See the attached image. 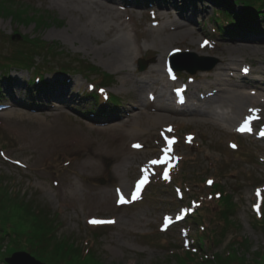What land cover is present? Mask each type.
I'll return each mask as SVG.
<instances>
[{"label": "rangeland", "instance_id": "obj_1", "mask_svg": "<svg viewBox=\"0 0 264 264\" xmlns=\"http://www.w3.org/2000/svg\"><path fill=\"white\" fill-rule=\"evenodd\" d=\"M82 1L0 0V64H6L13 49H25L22 39L13 40L16 34L53 43L59 50L56 57L42 52L34 68L0 72V199L6 195L21 202H7L11 208L29 204L35 211L42 208L39 216L47 213L44 221L52 223L57 245L79 247L81 256L90 254L88 264H199L202 260V264H264V138L257 137L264 134V103L249 114L256 116L255 122L244 134L237 126L248 115L238 117L230 129L224 128L226 119L220 113L214 124L206 116L195 119L182 114L156 123L155 114L138 115L134 91L119 90L121 74L95 52L126 35V41L137 46L128 74L141 79L140 72L156 64L167 46L169 56L174 51L193 52L217 59L218 65L222 56L217 44L224 45L231 58L229 46L258 42L260 50L232 55L240 56L232 79L246 83L242 88L246 90H256L250 87L255 81L262 88L259 98L264 99V2L229 0V9H224L204 0ZM15 13L26 21L42 22L43 28L14 22ZM186 20L193 25L182 30L171 24ZM72 23L80 25L74 29L95 25L91 36L99 42L85 39L89 50L84 48L73 39ZM167 23L169 29L161 37L186 30L189 34L158 49L144 42L148 28ZM224 28L232 32L248 28L252 33L238 38ZM193 41L198 45L201 41L202 47ZM140 58L150 61L142 71ZM89 64L99 71L92 74ZM241 66L250 70L242 79ZM101 72L110 75L109 83L99 82ZM200 73L177 71L173 85L212 81L191 79ZM37 77L45 84L31 86ZM60 87L68 90L65 100L53 97ZM170 88L166 94L173 96ZM98 130L120 137L108 140ZM132 130L141 134L143 147L123 153L121 145L132 137ZM91 151L98 154L89 161L85 155ZM86 161L90 166L84 165ZM145 177L149 182L135 197V185ZM212 182H219L231 196L230 211L227 207L220 211V193L213 194ZM183 208L193 209V215L180 219ZM7 243L0 248L4 257L11 254Z\"/></svg>", "mask_w": 264, "mask_h": 264}, {"label": "bare ground", "instance_id": "obj_2", "mask_svg": "<svg viewBox=\"0 0 264 264\" xmlns=\"http://www.w3.org/2000/svg\"><path fill=\"white\" fill-rule=\"evenodd\" d=\"M80 1L83 2L82 0ZM86 6L94 8V6L90 5V3L86 4ZM108 10L115 11L114 8H110ZM180 14L184 18L183 12H181ZM157 16L159 17V19H162L161 13H158ZM111 19H114L112 15ZM190 21H192V19ZM176 22L172 21L171 24H176V28H179L181 30L184 29L183 27L185 26L193 25V23H189L187 20V23ZM121 23H123V21H121ZM74 26L80 25H73L72 23L71 27L74 31L75 37H73V39L80 41L84 48L89 50L85 39H90L93 42H99V39H95V36H91V34H93L95 25L93 27L90 25H83L82 28L76 27L75 29L73 28ZM168 29V23L160 24L158 27L156 26V28H148L147 33L144 34V42H146L147 44L150 43L153 48L158 49L161 46L167 44L166 42L168 41H177L181 37H185L184 35L189 34L188 30H186L179 31L178 33L167 34L168 36H166V38L161 37L160 34H164L166 31H168ZM110 33L111 31L109 30L108 34ZM190 33L193 32L190 30ZM236 37L244 38L245 36L236 35ZM126 38L127 36L124 34L119 35V40H110L101 45L99 49L95 50V52L98 53L97 56L104 58L102 62H104L105 65L121 74L118 79L119 83L121 84L119 90L125 92L126 94L129 93V90L134 91V108L137 109L139 116L155 114L154 118L156 120L155 122L157 123L168 119V117H170L171 115H191V117L194 118L202 115L209 117V119L212 120V122L204 121L205 123L211 122L212 124H214L215 118L217 119V115L220 113L226 119V126L224 128L230 129L234 127V123H236L238 119L242 118V115H248L245 120H239L237 129L242 130V121H250L251 119H249V117L251 115L249 114L253 112V110L256 111L259 104L264 103V99L259 98V92L262 91V88L257 85L255 81L254 84L248 85H250V87L254 86L256 90H253L252 88L248 89L247 87L246 90L242 89L243 86H247L246 83L244 84L241 80L232 79L233 74L235 72H238V70L233 67L236 63L240 62L238 61L240 60V56L233 57L232 55L235 54V52H240V54H242L244 51L255 52L257 50H260L261 46L258 42L250 41L246 45L233 47L229 46L226 51L232 52V54L230 55L231 58L226 56L225 46L222 44H217V54L221 53L222 56V58H220L219 60L220 64L214 67L211 72L202 71L199 76L193 78L194 81H197L198 79L199 81H201L209 78L212 79V81L207 84H183V86L178 87L173 85V81L176 79V75L174 77L173 73H169L168 69L166 68L167 66L164 64L165 58L169 56V52L171 50V48L167 49L168 46L161 49L162 53L159 54L158 59L155 62L156 64L150 66L145 73L140 72L139 75H144V77H142L141 79H135L131 77L130 74H128V71L130 70L129 68L132 67V63L134 64L135 55L137 53V46L135 45L134 47H132L131 44L126 41ZM200 42L201 41H199V45L197 42H194L193 44L195 46L198 45L202 47ZM215 46L213 47L214 49ZM196 52H198V50H196ZM242 58L243 60H245V57ZM240 71H242L238 73L239 75H241L239 76L240 79L244 78L246 75H250V70H248L247 67H242ZM163 73L164 75H162ZM188 82L191 83V80ZM169 88L170 91L174 94L173 96L170 94H166V90H168ZM67 92L68 90L66 89V87H60L59 89H57V91H55L53 97L56 99L65 100ZM178 100L180 101V103H178ZM155 102H157L158 105H156ZM169 103L173 107L172 108L171 106H169L172 108V111L171 108L168 107L170 110L167 108V105ZM224 106H227L229 108L230 113L233 114L232 117L229 116L230 114H226L225 111L222 110L225 109ZM158 112L159 114H157ZM250 122H252V120ZM250 122L248 125L252 126V123L250 124ZM97 132L103 135L105 138H108V140L120 137V135L116 137L117 132H113L110 130H98ZM129 134L132 137L130 138L129 136L130 139L126 143L123 142L121 145V151L123 153L129 152L131 150L136 151L143 147V144L141 143V134L136 133V131L133 130L129 132ZM137 145H139V147H136ZM96 153L97 152L95 151H91L90 153L85 155V158L91 161ZM89 161H86L84 165L90 166L89 163L91 162ZM93 198H96V196H93Z\"/></svg>", "mask_w": 264, "mask_h": 264}, {"label": "trees", "instance_id": "obj_3", "mask_svg": "<svg viewBox=\"0 0 264 264\" xmlns=\"http://www.w3.org/2000/svg\"><path fill=\"white\" fill-rule=\"evenodd\" d=\"M204 1H207L210 4L214 2L212 5L224 9H229L227 7V5L230 4L229 0H204ZM255 2L256 4H260V3L262 4L264 0H255ZM238 4L243 5L242 3H238ZM246 4L247 3H245L244 5L247 6ZM0 7L2 8L3 5L0 4ZM249 7H251V5ZM20 14L17 17V13H15L14 22H17L19 24L32 23L34 24L35 29L42 27L41 25L42 22L40 21L38 22L36 20L26 21L24 16L22 18L20 17ZM219 24L221 23L219 22ZM224 29H225L224 31L227 34L234 36L236 35L246 36L247 34L252 33V30L250 31L248 28H245L244 30L233 29V32L231 31L232 29L230 30H226V28ZM234 30L238 32H235ZM219 33L222 34L223 32H219ZM22 41L25 45V49H21L18 47L13 49L11 51L12 55L10 59L8 60L7 58L5 59V61L7 60L6 64H0V72L5 73L11 68H15V67L25 68V69L34 68L36 67L35 59L37 56H40L42 52H45L46 56L48 57L51 56L56 57L57 55H59L58 54L59 51L55 49L56 48L55 44L46 43L35 38L30 39L27 36H23ZM91 70L96 71L97 69L92 66ZM104 75L106 78L109 77L106 74ZM36 80H37L36 83H34L33 80L31 81V86L32 85L38 86L39 85L38 83H41L42 85L45 84L44 83L45 81L43 82V78L37 77ZM111 101H114V97L111 98ZM209 185L210 187H213V194H217L218 192L220 193L219 197L217 198L218 205L221 206L220 211L222 212L223 209V212H225L226 207H227L226 211H230L233 208V204L231 202V196L221 190L222 187L220 186L219 182H212ZM12 199L10 196H6V195H5V199H0V248L3 246L4 241L8 240L7 244L9 245V253H13L15 251H18L19 249L23 251H27L37 259L44 262L45 264H88L87 262L90 260L89 259L90 254L81 256L82 251L79 247H76L72 244L68 245L69 243L67 244L62 243L64 247H62L61 245H57V242L54 238L52 223L50 222L46 223L44 221L45 218L47 219V213L45 212L43 216L41 217L39 216V211L41 212L42 208H39L38 209L39 211H35L36 207L30 204L23 205L21 207L18 206L14 208L8 207L7 202L13 201L16 203H21L16 199L13 200ZM224 218L227 219L226 216H224ZM261 223L264 224V220L263 222L261 221ZM244 241L246 240L245 239L242 240L243 244ZM186 255L190 256L192 255V253ZM4 256L5 254H3L0 251V264H6L4 262V258H5ZM204 262L205 260H202L201 262H199V264H202ZM180 263L181 262H179V264Z\"/></svg>", "mask_w": 264, "mask_h": 264}, {"label": "water", "instance_id": "obj_4", "mask_svg": "<svg viewBox=\"0 0 264 264\" xmlns=\"http://www.w3.org/2000/svg\"><path fill=\"white\" fill-rule=\"evenodd\" d=\"M20 37L21 35L16 34L13 40L16 41ZM170 61L174 70H187L190 74H195L198 70H211L218 63L216 59L197 56L190 52L175 53L171 56ZM149 62L140 59L138 62L139 70H144ZM103 183L104 181L101 180V184ZM4 261L6 264H44L29 253L23 251L13 253L11 256L6 257Z\"/></svg>", "mask_w": 264, "mask_h": 264}, {"label": "snow or ice", "instance_id": "obj_5", "mask_svg": "<svg viewBox=\"0 0 264 264\" xmlns=\"http://www.w3.org/2000/svg\"><path fill=\"white\" fill-rule=\"evenodd\" d=\"M136 147H139V145H137ZM152 163H157V161H153ZM121 199L123 200V197H121ZM91 223H100V221H95V220H93V221H91Z\"/></svg>", "mask_w": 264, "mask_h": 264}]
</instances>
